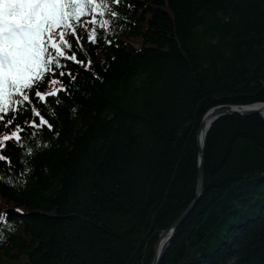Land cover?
<instances>
[{"label":"trees","instance_id":"trees-1","mask_svg":"<svg viewBox=\"0 0 264 264\" xmlns=\"http://www.w3.org/2000/svg\"><path fill=\"white\" fill-rule=\"evenodd\" d=\"M117 7L120 23L96 25V43L87 41L93 14L80 18L92 65L85 72L67 62L80 71L71 97L56 106L60 134L44 130L51 146L29 158L26 184L0 183V264H152L160 235L196 199L205 115L264 102V0ZM51 79L67 81L48 75L41 92L60 87ZM12 115L0 133L33 118L29 108L4 128ZM10 154L22 171L19 151ZM160 264H264L261 114L212 123L203 192Z\"/></svg>","mask_w":264,"mask_h":264},{"label":"snow or ice","instance_id":"snow-or-ice-1","mask_svg":"<svg viewBox=\"0 0 264 264\" xmlns=\"http://www.w3.org/2000/svg\"><path fill=\"white\" fill-rule=\"evenodd\" d=\"M124 4L125 0H0V114L13 113L3 127L9 128L18 112L31 108L33 116L24 127L16 123L14 130L0 133V162L3 163L0 183L18 187L26 184L27 180L22 178L31 172L29 158L51 146L44 139V130L53 136L60 134L54 123L58 115L56 106H62L65 99L71 97L80 71L74 72L67 62L79 64L85 72L92 65L91 60L86 62L84 58L87 55L85 44L81 42L84 34L76 31L80 18L93 14L94 27L88 31L87 41L96 43L95 26L107 29L118 25L121 13L117 6ZM103 38V35L99 37ZM77 53L82 54L80 59ZM57 73L59 77H67V81L51 79L50 84L60 87L52 92H41L38 85L46 76L55 77ZM48 96L56 98L48 100ZM76 111L73 107L72 112ZM5 115H0V122ZM216 115L210 114L205 126ZM13 149L19 151L17 162L23 166L18 173L10 154ZM3 217L11 222L7 212ZM3 239L4 232L0 230V240Z\"/></svg>","mask_w":264,"mask_h":264},{"label":"water","instance_id":"water-1","mask_svg":"<svg viewBox=\"0 0 264 264\" xmlns=\"http://www.w3.org/2000/svg\"><path fill=\"white\" fill-rule=\"evenodd\" d=\"M258 110H264V102L254 103L251 105H242V106L233 105L229 107H215L209 110L208 113L205 115V117L203 118L201 122L199 132H198V142H199L200 154H199V170H198L196 199L192 203V205L168 229L163 231V233L160 235V239L155 249V258L152 264H160L166 249L168 248V246L170 245L174 237L177 227L183 221V219L187 216L189 211L193 208L196 201L199 199L201 193L203 192V189H204V148H205L206 135L212 123L222 115H240V116L248 117V116L261 114L264 117V111H258ZM210 114H217V115L214 120H211L208 123L207 130L204 135V139L202 142H200L199 140L200 132L205 127V120Z\"/></svg>","mask_w":264,"mask_h":264},{"label":"bare ground","instance_id":"bare-ground-1","mask_svg":"<svg viewBox=\"0 0 264 264\" xmlns=\"http://www.w3.org/2000/svg\"><path fill=\"white\" fill-rule=\"evenodd\" d=\"M207 125H208V124H207ZM206 130H207V126H205V127L203 128V132H202V131L200 132V135H199V140H200V142L203 141Z\"/></svg>","mask_w":264,"mask_h":264},{"label":"rangeland","instance_id":"rangeland-1","mask_svg":"<svg viewBox=\"0 0 264 264\" xmlns=\"http://www.w3.org/2000/svg\"><path fill=\"white\" fill-rule=\"evenodd\" d=\"M54 91V90H53ZM48 92H52V91H48Z\"/></svg>","mask_w":264,"mask_h":264}]
</instances>
